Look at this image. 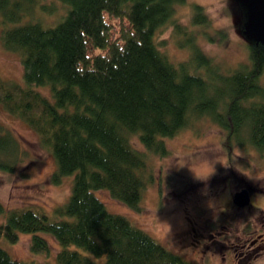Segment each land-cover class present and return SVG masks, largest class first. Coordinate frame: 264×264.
<instances>
[{
    "label": "trees",
    "instance_id": "16d2710c",
    "mask_svg": "<svg viewBox=\"0 0 264 264\" xmlns=\"http://www.w3.org/2000/svg\"><path fill=\"white\" fill-rule=\"evenodd\" d=\"M58 1L66 8L48 25L28 15L35 0H0L8 22L0 43L19 53L23 77V83L0 77V105L51 153L49 181L71 177L53 218L30 207L5 212L0 203V236L13 242L18 232L31 233L28 249L39 253L48 251V234L59 245L53 261L28 263L0 246V264H196L109 211L94 190L107 189L139 210L145 160L131 137L165 154L163 137L205 116L222 128L225 146L234 137L264 152L261 40L247 44L246 62L223 70L193 40L194 29L176 21V4L184 0ZM191 14L192 23L207 22L199 4ZM167 22L185 35L184 59L172 61L159 47L156 33ZM41 84L50 98L34 87ZM18 158L15 135L0 124V169L11 170Z\"/></svg>",
    "mask_w": 264,
    "mask_h": 264
},
{
    "label": "rangeland",
    "instance_id": "374dc122",
    "mask_svg": "<svg viewBox=\"0 0 264 264\" xmlns=\"http://www.w3.org/2000/svg\"><path fill=\"white\" fill-rule=\"evenodd\" d=\"M194 3L205 13L206 23L191 22ZM29 5L25 1L19 9L20 20L26 17ZM32 8L28 12L31 18L52 25L66 5L63 8L58 0H35ZM263 15L264 5L257 0H184L176 4L174 11L176 21L194 29L193 40L223 70L247 61V44L257 35L245 27ZM5 24L8 22L0 10V29ZM156 38L172 61L188 55L185 35L175 31L171 22L160 27ZM0 77L23 83L19 53L1 43ZM260 82L264 83V75ZM34 87L50 98L48 85ZM0 124L15 135L19 145V158L11 170L0 169L3 209L6 212L10 208L30 207L55 217V207L69 193L71 177L63 176L57 183L49 181L54 167L51 153L22 119L1 105ZM131 140L143 150L145 160L144 169L140 170L144 181L140 209L134 210L113 198L107 189H95V195L109 211L124 215L166 248L196 264H264L263 151L240 144L234 137L225 146L222 128L208 116L171 137H163L168 150L165 154L144 150L136 136ZM246 186L251 188L247 189L250 204L230 206L232 193ZM3 218L0 214V221ZM30 236L31 233L18 232L13 242L0 236V246L11 257L28 263L53 261L58 242L46 234L48 251L33 253L28 249ZM242 244H249V249L242 252ZM84 252L97 261L104 259V255Z\"/></svg>",
    "mask_w": 264,
    "mask_h": 264
},
{
    "label": "water",
    "instance_id": "95a60500",
    "mask_svg": "<svg viewBox=\"0 0 264 264\" xmlns=\"http://www.w3.org/2000/svg\"><path fill=\"white\" fill-rule=\"evenodd\" d=\"M257 1L264 5L262 0ZM245 28L249 33L257 35L258 40L261 39L264 48V15L249 23ZM231 202L236 206L248 204L250 202V192L245 187L234 191L231 195Z\"/></svg>",
    "mask_w": 264,
    "mask_h": 264
},
{
    "label": "flooded vegetation",
    "instance_id": "af4514ba",
    "mask_svg": "<svg viewBox=\"0 0 264 264\" xmlns=\"http://www.w3.org/2000/svg\"><path fill=\"white\" fill-rule=\"evenodd\" d=\"M255 149V148H254ZM246 188L248 189V190H250L251 188L250 187H248V186H246ZM250 192V191H249ZM250 199H251V194H250ZM250 202H251V200H250ZM230 204H231V198H230ZM250 204V203H249ZM230 206H233V204H231ZM251 242V241H250ZM249 245V244H248ZM247 244L246 245H241L242 246V249H243V251L242 252H245V251H247L248 249H249V247L250 246H248Z\"/></svg>",
    "mask_w": 264,
    "mask_h": 264
}]
</instances>
